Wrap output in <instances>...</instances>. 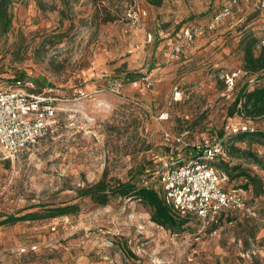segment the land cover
Returning a JSON list of instances; mask_svg holds the SVG:
<instances>
[{
	"label": "rangeland",
	"instance_id": "obj_1",
	"mask_svg": "<svg viewBox=\"0 0 264 264\" xmlns=\"http://www.w3.org/2000/svg\"><path fill=\"white\" fill-rule=\"evenodd\" d=\"M227 2L78 0L66 7L60 0H8L10 26L0 28V90L22 77L35 82L36 92L52 87L59 97L73 98L79 89L88 97L63 104L57 129L27 157L0 155V264H264V170L248 161L230 163L257 175L260 187L245 189L242 178L228 186L242 187L257 218L235 217L197 243L184 238L196 231L194 218L184 232L170 233L153 224L149 208L136 199L112 197L101 207L84 195L101 182L160 192L158 172L186 156L164 134L182 135L192 148L211 137L226 140L231 127L242 125L241 115L228 116L230 106L244 84L264 86V70L245 75L240 41L248 36L264 46V0L239 3L230 18L206 29ZM129 6L138 10L136 27L125 20ZM195 25L203 34L172 54L181 31ZM231 74L234 88L225 83ZM146 78L148 88L124 83L117 93L106 90L107 81ZM252 122L264 133V117ZM251 149L264 157V144ZM66 206L74 207L70 214L1 224Z\"/></svg>",
	"mask_w": 264,
	"mask_h": 264
},
{
	"label": "built area",
	"instance_id": "obj_2",
	"mask_svg": "<svg viewBox=\"0 0 264 264\" xmlns=\"http://www.w3.org/2000/svg\"><path fill=\"white\" fill-rule=\"evenodd\" d=\"M251 0H228L227 4L212 16L206 29L212 30L230 18L233 8L239 3ZM125 20L131 27L139 24V13L136 6L125 10ZM204 27L195 25L181 31L180 37L173 45L172 54L179 55L194 39L201 36ZM151 33L144 32V42H152ZM236 74L226 75L225 83L231 88ZM124 83L138 87L140 83L150 86L149 79L107 81L106 90L117 93ZM97 90L94 94L102 93ZM72 97H59L52 87H45L36 92L35 82L31 79L13 80L6 90H0V155L4 159L17 160L28 156L31 148L52 134L58 127L57 112L60 107L72 100L85 99L88 94L74 89ZM167 115H161L166 119ZM254 127L249 121L241 126L231 127L226 140L237 133H252ZM168 145H177L181 150H187V144L182 135L164 134ZM225 139L211 137L204 145H194L190 159L178 164H165L157 174V182L163 190V199L171 213L181 218L188 216L197 221V229L184 238L197 243L205 233L219 226V217L225 212H234L242 218L256 219L257 213L245 201L243 193L238 190H225L228 176L218 171L214 164L226 158L227 146ZM52 231L55 228H51ZM214 231V229H213ZM215 233V232H213ZM179 234H174L177 238ZM33 251L35 247L31 248ZM24 251L22 250L21 253Z\"/></svg>",
	"mask_w": 264,
	"mask_h": 264
},
{
	"label": "trees",
	"instance_id": "obj_3",
	"mask_svg": "<svg viewBox=\"0 0 264 264\" xmlns=\"http://www.w3.org/2000/svg\"><path fill=\"white\" fill-rule=\"evenodd\" d=\"M66 7L70 6L78 0H60ZM153 5H159L161 0H151ZM8 0H0V28L4 31L10 26V17L7 15L6 4ZM40 5V0H37ZM114 19L109 17L107 21L112 22ZM242 48V71L245 75H256L264 70V46L258 47V42L255 38L245 37L240 41ZM26 78H15L13 80H24ZM236 81V80H235ZM235 81L231 88H234ZM235 114H239L245 118L242 125L249 121L254 127L252 120L260 119L264 117V86L255 87L251 90L248 89V84H244L238 91L237 95L230 106L228 116L233 117ZM241 126V125H237ZM256 127H254L255 129ZM231 129V128H230ZM230 131V130H229ZM218 138V137H217ZM234 139V140H232ZM236 143H245L246 147L241 148ZM254 144H264V133L254 130L252 133H237L230 139L229 146H227V154L225 159L217 161L215 168L225 173L228 176V183L224 186L225 190H238L243 193L245 199V193L240 187H230V183L238 179H245V186L247 189L249 185L253 188H258L261 185V180L257 175H254L250 170L244 169L240 163H230L231 159H242L248 161L253 166L264 170V157L259 156L255 151L251 149ZM192 152L188 148L186 150V156L182 159V162L190 159ZM182 162L178 163L180 165ZM84 195L89 197L97 206L104 207L109 204L112 197L120 199H136L143 205L147 206L150 210V221L169 231L170 233H182L185 231L186 226L191 221L188 216L183 218L175 216L171 213L166 206L163 199V190L160 187V192L147 186H137L129 182H116L112 185H105L104 183H98L93 187H90L84 192ZM246 201V200H245ZM74 207L66 206L56 208L45 215H39V213H31L22 217H11L3 221L1 224H11L15 221H27V220H41L52 219L58 216L70 214ZM235 217H239L237 213L225 212L219 217V226L223 223L232 222ZM214 227L213 229H216ZM212 229V230H213Z\"/></svg>",
	"mask_w": 264,
	"mask_h": 264
}]
</instances>
